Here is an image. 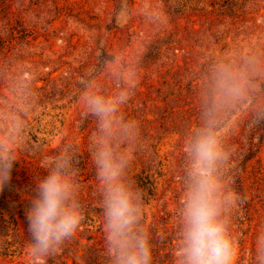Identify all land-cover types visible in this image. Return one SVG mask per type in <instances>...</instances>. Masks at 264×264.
Listing matches in <instances>:
<instances>
[{
  "label": "rangeland",
  "instance_id": "1",
  "mask_svg": "<svg viewBox=\"0 0 264 264\" xmlns=\"http://www.w3.org/2000/svg\"><path fill=\"white\" fill-rule=\"evenodd\" d=\"M122 94L106 117L90 105ZM206 137L217 145L208 179L235 264H264V0H0V150L16 157L0 218L20 227L10 246L0 240V264H40L26 212L60 156L71 159L84 218L44 264H114L102 151L135 197L152 264H182Z\"/></svg>",
  "mask_w": 264,
  "mask_h": 264
},
{
  "label": "clouds",
  "instance_id": "2",
  "mask_svg": "<svg viewBox=\"0 0 264 264\" xmlns=\"http://www.w3.org/2000/svg\"><path fill=\"white\" fill-rule=\"evenodd\" d=\"M125 99L124 94L118 100L97 96L90 100V105L98 115L106 117ZM195 151V170L200 179L190 190L184 208L182 264H235L237 245L220 217L218 204L213 199L214 187L208 179V166L218 155L216 142L212 137L201 139ZM15 162L16 157L10 151L0 150V192L10 185ZM96 164L98 175L109 182L104 220L114 264H152L149 240L135 230L140 214L135 197L118 182L121 166L106 151L98 154ZM70 167V158H55L47 167L46 175L37 181L35 194L30 199L26 212L28 247L40 264L75 234L84 218Z\"/></svg>",
  "mask_w": 264,
  "mask_h": 264
},
{
  "label": "trees",
  "instance_id": "3",
  "mask_svg": "<svg viewBox=\"0 0 264 264\" xmlns=\"http://www.w3.org/2000/svg\"><path fill=\"white\" fill-rule=\"evenodd\" d=\"M9 237L12 238L13 240L19 239L20 238V227L18 226V223L15 222L13 224L12 229H9V227L6 225L5 220L3 218H0V240L2 241L3 244L10 246L9 245L10 243H8Z\"/></svg>",
  "mask_w": 264,
  "mask_h": 264
}]
</instances>
